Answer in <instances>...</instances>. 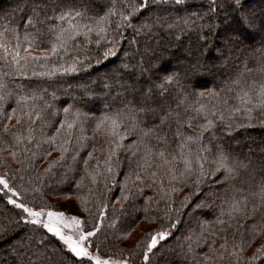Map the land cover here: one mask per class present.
Returning <instances> with one entry per match:
<instances>
[{"label": "trees", "instance_id": "trees-1", "mask_svg": "<svg viewBox=\"0 0 264 264\" xmlns=\"http://www.w3.org/2000/svg\"><path fill=\"white\" fill-rule=\"evenodd\" d=\"M133 2L139 4L142 0H0V32L12 46L15 45L14 34L19 33L22 55L27 47L24 33L28 32L30 38L36 39L28 51L39 56L45 50L50 51L48 40L53 34L49 27L61 23L56 19L61 10L87 9L86 15L91 17L115 6L116 14L111 17V27L115 29L120 20L119 13L128 15L126 5ZM242 3L246 11L256 16L258 23L264 21V0H242ZM234 8L235 0H148L146 7L130 18L131 26L119 27V43L114 55L107 58L100 56L104 41L97 48L94 42L88 44L84 37H77L69 43L67 52L47 61L31 62L26 75H16L10 58L0 59V80L6 83V99L0 101V131L5 124L10 129L17 125L21 108L27 112L35 104L43 110L40 119L33 117L30 121L22 117L15 129L26 135L28 126L33 127L34 139L23 145L30 151L18 152L13 157L10 153L18 150L7 147L2 153L6 164L0 163V174L6 175L10 186L20 192L16 198L33 206L31 189L39 186L52 205H57L54 198L73 202L81 218L87 221L86 230L98 227L99 231L91 239L95 242L93 248L97 250L95 245L98 244L99 252L104 255L120 256V249H136L139 254L142 249L136 246L145 239L146 233L161 230L160 226H163L170 236L161 241L162 248L155 256L150 254L148 264H230L234 257L229 253L234 250L241 256L240 264H248L244 258L264 246V204L251 195L264 182V118L249 123L237 114L231 121L232 131L227 130L226 125L230 121L225 120L223 123L217 121L214 129L204 133L203 144L212 149V154L205 153L208 156L206 168L215 170L213 160L217 145L225 149L230 160H243L249 167L240 170L239 179L223 184L220 182L221 169L215 175L205 177L196 191H193L192 184L195 176L187 182L180 177L183 162L178 155L172 165L176 169V180L157 166L158 158L151 169L156 173L155 179H145L144 173L140 172L142 179L136 180L143 145L137 139V130L127 123L121 127L125 137L121 142L123 146L116 149L112 160L114 173L108 172L105 161L113 147L108 143L112 137L106 130L96 129V122L103 114L111 115L118 110L145 109L144 114L138 113L137 116L143 121L141 127L147 129L161 125V118L166 113L179 111L181 119L194 115L192 107L197 101L209 108L215 105L221 110L238 106L236 97L241 89H247L252 81L257 82L255 87L264 82V72L257 71L264 65V28L245 32L237 40L230 23ZM157 18L159 23L155 22ZM145 24L151 27H142ZM224 31L230 36L227 42L220 40ZM96 38L95 34L91 37L93 41ZM210 39H214L216 46L211 45ZM107 46L112 47L110 43ZM3 55L0 50V56ZM76 56L80 57L77 65L80 71H56L52 77L32 75L45 70L40 67L42 64H46L48 70H52L54 65L67 68ZM86 56L92 58L91 62L85 59ZM207 56L214 61L206 59ZM215 63H219V68ZM84 64L89 66L83 67ZM245 68L252 71L244 72ZM240 72H244L241 83L232 84ZM167 76H173V80L167 81ZM213 89L219 96L209 101L207 93ZM198 91H204L205 96L197 97ZM33 92L38 99L17 103L21 95L30 96ZM45 102L50 107L45 108ZM69 105L70 113L65 117L62 109ZM13 108L17 109V114L10 120L6 119ZM185 108H188L187 112ZM77 111L81 116L71 130V137L66 136L62 129L56 144L47 143V138L55 133L60 121L66 118L71 121L72 113ZM54 112L59 114L53 115ZM255 115L259 117L260 112ZM201 123L202 117L193 120L191 130L199 131ZM236 125L246 126L237 128ZM176 128L174 118L163 124L162 129L169 140L166 146L157 145L154 138H146V142L156 148L166 147L168 153L177 154L176 145L180 137L174 135ZM191 130L186 125L181 129L186 135L191 134ZM212 135L215 139H211ZM3 139L11 143L9 136L4 135ZM66 139L68 151L62 153L60 144ZM247 143L252 147L248 152L244 149ZM192 151L196 152L195 146ZM89 152L92 159L86 166L83 161L88 159ZM61 155L63 160L59 159ZM50 165L51 170L46 171ZM17 169L20 171H15ZM126 174L130 175L127 185ZM92 175H95V180ZM233 186L241 191H235ZM49 188L61 191L53 193ZM25 189H28L27 193ZM123 195L128 198L124 199ZM2 197L0 194V249L10 247L14 253L0 250V264H49L52 249L56 250L57 256L64 257L65 264H77L80 258L62 249L61 243L51 233L36 231L32 225L24 223L21 210ZM81 197L87 203H82ZM243 198H247L243 214L231 212L233 199L243 202ZM201 202L202 206L196 207ZM171 224H175V228L170 227ZM253 226L256 231H253ZM126 232L130 234L125 235ZM221 245L226 247L222 249ZM213 248L217 252L213 253ZM220 253L224 256L222 260L204 261L205 255L215 257ZM123 255L131 253L125 251ZM84 264L89 262L85 260Z\"/></svg>", "mask_w": 264, "mask_h": 264}, {"label": "snow or ice", "instance_id": "snow-or-ice-1", "mask_svg": "<svg viewBox=\"0 0 264 264\" xmlns=\"http://www.w3.org/2000/svg\"><path fill=\"white\" fill-rule=\"evenodd\" d=\"M148 3V0H142L141 3L137 4L135 2L126 5L129 9L128 15H124L123 12L119 13L120 20L117 24V28L113 29L111 27L112 19L111 17L115 15V6L111 8H107L102 14H96L94 16L88 17L86 15L87 9L84 11H79L76 9H66L61 10L56 14V19L61 21L60 24H53L49 27V32L53 34L52 38H49L48 43L50 44V51L45 50L42 55H35L32 52L28 51V49L32 48L34 43H36L35 37L30 38V34L28 32L24 33V41L27 42V47L23 49L24 54L22 55L21 48V40L20 35L16 32L13 36L15 40V45L12 46L6 40L4 33L0 32V50L3 51L4 55L0 56V59H11L12 67L16 69V75H26L27 68L31 64V62H38L40 60L47 61L50 57L58 56L61 52H67L69 50V43L75 41L77 37H84L85 42L88 44L95 43L97 48L101 46V42L104 41V48L100 53L101 58H107L109 56L114 55V49L118 45L119 40V27H122L125 24L131 26L130 18L136 16L141 9H144ZM234 16L230 19V23L232 25V31L237 40L244 35L245 32H251L259 27H264V21L257 22V18L254 14L246 11L244 9V4L242 0H235V8H234ZM159 23V19L155 21ZM142 27L150 28L151 25L145 24ZM95 34L97 37L95 41L91 39L92 35ZM111 44L112 47H108V44ZM86 60L91 62V57H85ZM23 62V63H22ZM99 63V60L96 61ZM80 64V57L76 56L72 58V63L64 68L63 66H53L52 70H48L46 64L40 65L41 68H44V71L33 72L34 76L41 77H52L56 74V71L59 72H77L80 71V67L77 65ZM83 67H88L89 64L82 65ZM20 69H25V71L21 72ZM252 69L245 68L244 72H251ZM259 72H264V65H261L260 68L257 69ZM244 72H240L237 74L236 78L232 80V84L239 85L241 83V78L244 76ZM10 73H5V75H9ZM167 81H172L173 76H167L165 78ZM256 81H252L251 85L247 89H241L237 94L236 99L238 100V106H228L226 110H221L216 108L215 105H212L211 108L207 107L205 104L196 102V106L192 107V111L195 113L194 115H189L186 119H181L180 112L176 111L172 114L166 113L164 117L161 118V125H153L147 129L142 128L141 124L143 121L138 118L137 114H144L146 112L145 109H129L127 112L116 111L111 115L105 113L102 117L96 122V129L106 130L112 139L108 141L110 145H112V149L105 161L107 168L106 170L110 173H114L115 166L112 164L113 157L116 156V149L121 148L122 141L124 140V135L121 131L122 125L127 123L132 129L137 130V139L139 143L143 145V155L140 158V161L137 163L138 172L135 176L136 180L142 179L140 172L144 173L145 179H155L156 173L151 171L152 167L156 165L157 158L159 159L160 168L165 170V173L170 176L172 180H176L178 177L175 174L176 169L172 166L177 160V155L179 159L183 162V171L180 173V177H183L184 181L187 182L192 176H195V179L192 180L193 191L199 187V185L203 182L204 178L208 175H215L217 171L223 169V173L220 177V182L230 183L240 178V170H246L249 167V164L243 160L237 161L235 159L230 160L229 154L225 151V149L217 145L216 152L214 154L213 163L215 165V170H211L205 167V162L208 160V156L205 153L212 154L211 147L203 144L204 141V133L210 132V130L214 129L216 126V122L220 121L221 123L225 122V120L230 121L226 128L228 131L233 130V125L231 121H234V118L237 114L242 115L249 123L254 119L264 118V82L259 84V87H255ZM6 88V83L3 80H0V101L6 99V94L4 93V89ZM196 96L199 98H203L205 96L204 91L196 92ZM219 94L213 89L209 90L207 93V97L209 101L218 97ZM38 99L35 92L32 95H21L17 100L19 104L21 101L28 100H36ZM53 99H55V94L53 93ZM187 99V97H185ZM183 103V101L181 102ZM226 103V102H225ZM27 107V105H24ZM50 107V105L45 102V108ZM179 107V105H178ZM71 106L65 107L62 109L65 117H67L70 113ZM42 109H38L35 104L32 105L31 110L24 112L23 108H21V116L17 118V125L20 124L22 117H27L30 121L33 117L40 119ZM185 112L188 111V108L184 109ZM225 111L227 112V116L225 115ZM260 112V116H256L255 113ZM17 114V109L13 108L11 113H9L5 118L10 120L13 115ZM58 112H54L53 115H58ZM81 113L79 111L72 113V120L69 121L67 118L60 121L59 127L55 129V133L48 137L46 142L50 145H54L57 143L58 138L61 135V130H64V134L71 137V130L76 126ZM203 118V123L199 125L200 130L195 131L191 130V125L193 120H197L199 118ZM175 119V123L177 128L174 132V135L180 137L179 142L176 147L179 150L177 154H171L167 152L166 147L156 148L150 143L146 142V138H154L156 140L157 145H168L169 140L167 138V133L163 131V124L169 119ZM17 125H13L10 129L7 124L4 125L2 131H0V163L6 164V161L3 159V150L7 147H12L17 149L18 151H12L10 154L13 157L18 155V152H28L29 148L24 147L25 142H31L34 139L33 136V127L31 125L28 126L26 130V135L21 132L15 131ZM187 126L189 130H191V134H185L181 131L182 128ZM246 125H236L237 128L244 127ZM7 135L10 137L11 143L8 140H4L3 136ZM211 139H215V136L212 135ZM68 140H64L63 143L60 144V150L62 153L68 151L67 145ZM195 146L196 152L192 151V147ZM39 147V145H37ZM60 160L64 159V156L61 155ZM75 159V156L73 157ZM92 159V153H88V159L83 161L84 165H88L89 160ZM55 163V162H54ZM195 165V166H194ZM118 166V165H116ZM51 170V165L49 169ZM17 172L20 169L15 170ZM91 175V173H90ZM95 175H92V179L95 180ZM39 179V178H37ZM130 179V175H125V184L127 185ZM114 182V181H113ZM159 186L162 188V181L158 182ZM22 186V185H21ZM150 187V185H149ZM235 191H241L240 188H236ZM50 192L56 193L61 191L59 188H49ZM25 192H28V189H25ZM123 192V190H122ZM0 194H3L4 199H6L7 203L12 205L14 208L21 210L23 215L21 216V220L30 224L34 227L36 231L46 230L47 233H51L54 238L58 239L61 243L62 249H67L74 257L80 258L77 261V264H84V261L87 260L89 264H139L140 261L143 264H148L150 260V254L153 256L162 248L161 241H166L170 236V232L166 229H163V226H160L161 230L149 231L145 235V239L141 241L136 248L142 249V251L137 254L136 249H120L121 255L117 258H102L99 255V245L96 246V251H91L90 249L94 246V241L91 239L96 236L99 231L98 227L93 226L91 231L86 230L87 221L82 219L79 215H67L65 211H56L53 210L54 207H58V205L50 204L49 200L44 197L41 192V187H34L31 189L32 196V205L29 206L28 203L18 202L17 199L13 198L14 194L16 197L20 196V192L16 190V188L11 187L9 183V178L0 174ZM251 195L259 198L261 204H264V182H262L258 191L252 193ZM124 199H127V195H123ZM188 197H186L187 199ZM82 203H87L86 200L81 197ZM202 206L201 204H197L196 207ZM247 207V198H243V202L240 200L233 199L231 203V212L243 214L244 210ZM87 211V208H85ZM103 215V213H101ZM167 215V213H166ZM135 223V220L132 221ZM223 223V221H220ZM175 224H171L170 227L175 228ZM256 227L253 226V231H256ZM264 230V229H262ZM130 233L126 232L125 235H129ZM258 234V233H257ZM41 246H43V239L41 238ZM222 249L225 248V245L220 246ZM127 251L131 253L129 256H124L123 253ZM191 251V248H189ZM213 253L217 252L216 249H211ZM242 251V249H241ZM230 257H234V259L230 262V264H240L241 256L237 254L234 250L229 253ZM224 258L223 253H220L218 256H204V261H210L212 259L222 260ZM248 264H256L259 261V264H264V246L255 250V252L249 256L244 258ZM49 264H65V259L63 256H57L56 250L52 249V258L49 260Z\"/></svg>", "mask_w": 264, "mask_h": 264}, {"label": "rangeland", "instance_id": "rangeland-1", "mask_svg": "<svg viewBox=\"0 0 264 264\" xmlns=\"http://www.w3.org/2000/svg\"><path fill=\"white\" fill-rule=\"evenodd\" d=\"M2 5H0V7H1ZM204 11H208V10H204ZM205 13V12H204ZM224 14H226V12L224 13ZM206 28V27H205ZM262 28H264V27H259V28H257L256 30H261ZM224 33V35H222L221 36V38H220V40H222L223 42H227V40L230 38V36H229V34H227V33H225V31L223 32ZM215 35V34H214ZM205 37H207L206 35H205ZM216 38V37H215ZM210 41H211V45H213V46H216V42L214 41V39H210ZM220 54H221V52H219ZM207 58H209L211 61H214V59H212L210 56H207L206 57V59ZM175 63V62H174ZM173 63V64H174ZM221 63V62H220ZM176 64V63H175ZM215 66H216V68H219V63H215ZM222 65L220 64V67H221ZM209 69V68H208ZM103 69H99V71H102ZM257 136V135H256ZM259 136H262V134H260ZM244 149H246V151L248 152L250 149H252V147L250 146V144L249 143H247L245 146H244ZM13 195V198L14 199H17L16 198V196L14 195V194H12ZM18 200V202H21V201H19V199H17ZM53 201L54 202H56V204L58 205V208H53V210H56V211H65V213L67 214V215H79L80 217H81V215L79 214V212L75 209L76 207H75V205H74V203L72 202H70V201H67V200H65V199H59V198H54L53 199ZM30 206V205H29ZM18 246H19V243H18ZM0 250H2L1 252H3V253H11V254H13L14 252H13V249H11L10 247H8V248H5V249H0ZM20 250H22V248H20ZM91 251H96L94 248H92V249H90ZM99 255L102 257V258H117V257H119V256H117V255H104V254H102V253H100L99 252ZM92 264H94V262H92Z\"/></svg>", "mask_w": 264, "mask_h": 264}]
</instances>
